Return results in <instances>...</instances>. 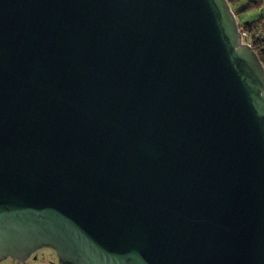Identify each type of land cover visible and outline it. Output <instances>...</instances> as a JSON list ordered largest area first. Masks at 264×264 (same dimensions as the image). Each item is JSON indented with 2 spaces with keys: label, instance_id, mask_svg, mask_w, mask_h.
Listing matches in <instances>:
<instances>
[{
  "label": "water",
  "instance_id": "1",
  "mask_svg": "<svg viewBox=\"0 0 264 264\" xmlns=\"http://www.w3.org/2000/svg\"><path fill=\"white\" fill-rule=\"evenodd\" d=\"M264 264V66L228 0H0V261Z\"/></svg>",
  "mask_w": 264,
  "mask_h": 264
},
{
  "label": "rangeland",
  "instance_id": "2",
  "mask_svg": "<svg viewBox=\"0 0 264 264\" xmlns=\"http://www.w3.org/2000/svg\"><path fill=\"white\" fill-rule=\"evenodd\" d=\"M250 0H229L238 23L249 22L264 14V4L248 6ZM264 3V2H263ZM0 264H59L55 251L50 247H41L26 261H16L12 258L0 261Z\"/></svg>",
  "mask_w": 264,
  "mask_h": 264
},
{
  "label": "built area",
  "instance_id": "3",
  "mask_svg": "<svg viewBox=\"0 0 264 264\" xmlns=\"http://www.w3.org/2000/svg\"><path fill=\"white\" fill-rule=\"evenodd\" d=\"M238 30L241 42L255 51L264 66V14L249 22L238 23Z\"/></svg>",
  "mask_w": 264,
  "mask_h": 264
},
{
  "label": "trees",
  "instance_id": "4",
  "mask_svg": "<svg viewBox=\"0 0 264 264\" xmlns=\"http://www.w3.org/2000/svg\"><path fill=\"white\" fill-rule=\"evenodd\" d=\"M260 4H262V0H250L248 6H258Z\"/></svg>",
  "mask_w": 264,
  "mask_h": 264
},
{
  "label": "crops",
  "instance_id": "5",
  "mask_svg": "<svg viewBox=\"0 0 264 264\" xmlns=\"http://www.w3.org/2000/svg\"><path fill=\"white\" fill-rule=\"evenodd\" d=\"M263 2H264V0H262V4H264Z\"/></svg>",
  "mask_w": 264,
  "mask_h": 264
}]
</instances>
